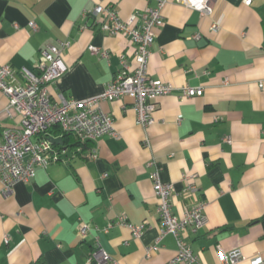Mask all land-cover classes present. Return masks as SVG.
Here are the masks:
<instances>
[{
	"label": "crops",
	"instance_id": "0c3cea01",
	"mask_svg": "<svg viewBox=\"0 0 264 264\" xmlns=\"http://www.w3.org/2000/svg\"><path fill=\"white\" fill-rule=\"evenodd\" d=\"M154 5L0 0V65L37 72L42 50L67 42V71L49 87L51 99L100 96L132 46L123 34L102 32L93 9L109 6L125 19ZM161 13L148 75L175 89L156 99L153 122L144 128L136 123L130 97L100 101L117 137L103 135L85 146L56 144L59 160L37 168L29 182H16L10 194L0 184V264H95L88 257L97 246L117 264H167L177 250L172 235L162 238L156 252L145 253L161 228L150 162L175 189L176 216L192 201L206 203L204 227L182 235L196 257L189 264H222L218 251L233 248L243 254L239 264L264 256V94L258 88L264 85V0H216L211 14L168 0ZM213 22H219L216 30ZM183 85L203 88V94L182 97ZM7 102L0 92V139L3 130L20 127L17 114H5ZM186 175L199 188L195 197L183 191ZM119 218L143 224L140 235L117 224ZM81 224L88 228L83 238Z\"/></svg>",
	"mask_w": 264,
	"mask_h": 264
},
{
	"label": "built area",
	"instance_id": "2783aa9c",
	"mask_svg": "<svg viewBox=\"0 0 264 264\" xmlns=\"http://www.w3.org/2000/svg\"><path fill=\"white\" fill-rule=\"evenodd\" d=\"M154 6L146 7L123 19L118 12L109 6H96L92 14L98 28L108 34H123L130 40L132 50L130 57L120 56V69L106 85L104 92L97 97L82 100L63 99L53 101L49 87L67 71L62 58V51L67 42L47 45L41 52L37 64V72L26 67L15 69L10 65H0V92L8 102L4 112L8 117L19 116L20 127L3 130L0 139V184L3 194H10L13 185L18 182H29L37 168H45L60 158V149L48 141L49 131L57 127L62 132L72 133L79 141H93L103 135L117 137L110 114L99 108L100 101L130 97L132 108L136 112V123L147 127L153 122L156 99L170 94L175 88L169 84L153 80L148 75V62L155 32L163 25L161 9L168 0H153ZM189 8L205 13H212V2L216 0H177ZM249 5L251 0H234ZM29 26L36 30L34 22ZM219 22H213L211 28L216 30ZM198 38V36H194ZM93 53L106 56V52L90 47ZM130 58V60H129ZM264 94V85L258 84ZM182 97L201 96L203 88L183 85L178 88ZM230 142L228 137L224 138ZM153 167L150 173L152 188L157 201V216L161 224L156 242L145 249L146 256L158 250V244L165 235H172L177 244L173 258L167 264H189L196 260L183 232L189 228L197 232L206 224L205 201L195 200L185 206L183 214L176 216L172 211V198L175 189L172 184L162 182L159 167ZM186 182L184 193L195 197L199 188L192 175L183 178ZM117 224L126 225L131 234L138 237L144 225H135L119 218ZM109 224L107 227H110ZM88 231L87 226H79V234L83 238ZM218 259L222 264H239L243 254L239 248L229 251H218ZM89 263L117 264L99 246L88 257ZM250 264H264V256L257 255Z\"/></svg>",
	"mask_w": 264,
	"mask_h": 264
},
{
	"label": "trees",
	"instance_id": "16d2710c",
	"mask_svg": "<svg viewBox=\"0 0 264 264\" xmlns=\"http://www.w3.org/2000/svg\"><path fill=\"white\" fill-rule=\"evenodd\" d=\"M56 132V133H61V142H62V147H66L69 146L70 144L72 146H76V145H81V146H85L87 145V143H89L90 141H79L72 133L69 132H62L61 130H59L57 127L51 129L49 132ZM56 146V144H54Z\"/></svg>",
	"mask_w": 264,
	"mask_h": 264
},
{
	"label": "water",
	"instance_id": "95a60500",
	"mask_svg": "<svg viewBox=\"0 0 264 264\" xmlns=\"http://www.w3.org/2000/svg\"><path fill=\"white\" fill-rule=\"evenodd\" d=\"M48 141L52 144H61V140L59 138L48 137Z\"/></svg>",
	"mask_w": 264,
	"mask_h": 264
}]
</instances>
